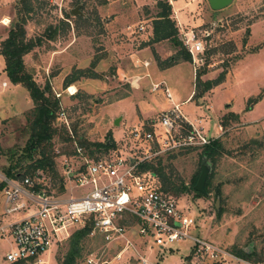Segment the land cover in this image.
<instances>
[{
    "label": "rangeland",
    "instance_id": "rangeland-1",
    "mask_svg": "<svg viewBox=\"0 0 264 264\" xmlns=\"http://www.w3.org/2000/svg\"><path fill=\"white\" fill-rule=\"evenodd\" d=\"M4 1L2 10L10 22L3 21L8 23L7 27L0 20V41L17 16L18 0ZM157 1H32L33 9L26 15V36H41L42 42L24 55L25 67L41 87L48 84L59 98L61 113L55 125L66 130L53 136L54 170L40 171L46 176L44 183L55 192L60 184L55 166L63 174L60 154H71L73 139L104 142L110 137L114 142L111 148L142 157V146L131 149L135 143L128 130L142 123L149 128L151 120L178 104L187 118L203 119L201 124L208 135H217L218 123H226L218 136L223 153L213 163L207 161L208 195L196 196L193 190L171 192L195 217L197 227L192 233L199 232L201 237L233 252L245 249L247 253L264 256V0H233L217 11L210 8L207 0H168L170 18L177 29L181 24L210 32L206 38V64L197 72L203 71L202 81H221L196 98H192L193 94L188 98L193 89L200 90L195 87L191 60H182L178 48L167 41L156 46L149 44L153 19L159 11ZM77 6L80 13L74 15L71 10ZM50 26L58 28L52 39L45 35ZM146 60L151 64L147 62V69ZM165 64L169 65L164 73L159 67ZM145 74L148 76L144 77ZM70 78H75L74 83L65 86ZM150 78L152 82H164L171 100L163 87L150 89ZM32 107L27 89L12 83L7 76L0 53V173L22 157L30 134ZM237 109L246 114L244 119L238 118V112L237 118L229 115ZM116 118L118 124L114 123ZM71 132L72 142L67 139ZM200 152L201 147L180 148L153 155L146 161L156 164L161 160L169 177L166 182L191 185L194 175L201 170ZM22 164L20 172L30 160ZM144 176L151 185L162 189L158 175L148 171ZM82 189L74 188L72 192ZM132 240L136 249L155 264H210L194 253L189 239L164 248L155 245L150 237L142 239L135 234ZM81 246L82 255L76 264H84L87 252L97 251L103 242L99 236L89 235ZM8 248L9 243L0 238V264ZM67 248L68 239L52 245L36 264H59ZM120 248L114 246L105 251L107 264H136L137 255L132 248L115 259Z\"/></svg>",
    "mask_w": 264,
    "mask_h": 264
},
{
    "label": "built area",
    "instance_id": "built-area-1",
    "mask_svg": "<svg viewBox=\"0 0 264 264\" xmlns=\"http://www.w3.org/2000/svg\"><path fill=\"white\" fill-rule=\"evenodd\" d=\"M208 35L206 28L178 26V39L190 55L195 76L197 69L206 64ZM162 87L171 100L164 82L151 83L152 91ZM201 120L190 121L179 105L173 104L151 121L149 128L144 123L132 126L128 130L135 143L131 149L142 146V157L125 154L119 148L90 154L74 143L73 154L61 155L64 185L55 187V192L48 190L44 183L46 176L40 171L16 176L0 173V238L9 243L2 264L40 263L41 256L52 245L67 240L75 230L85 226L91 228L89 235L100 237L103 246L87 252L84 264H107L105 251L114 246L121 247L115 252V259L132 248L137 255L136 264H155L136 249L132 240L135 234L142 239L152 238L160 248L189 239L194 253L210 264H264V260L227 250L197 231V235L193 234L197 227L193 214L173 194L151 185L144 176L148 171L139 169L140 163L153 155L204 146L223 132L219 124V135H208ZM78 187L83 189L73 193Z\"/></svg>",
    "mask_w": 264,
    "mask_h": 264
},
{
    "label": "trees",
    "instance_id": "trees-1",
    "mask_svg": "<svg viewBox=\"0 0 264 264\" xmlns=\"http://www.w3.org/2000/svg\"><path fill=\"white\" fill-rule=\"evenodd\" d=\"M32 1L33 0L16 1L15 6L17 16L13 20H11V24L5 38L0 41V53L2 54L4 59V70L7 76L12 83L20 84L27 89L33 103L31 111L32 118L29 121V137L22 149V157L17 158V161L14 164H10V166L5 169L4 173L8 176L33 174L36 171L43 172V170L45 171L47 168L50 170H54L52 139L54 135H59L62 131L66 132L65 129H58L55 125V121L57 120L58 115L61 113L59 98L54 96L48 84L41 87L33 79L32 74L28 72L25 67V62L23 59L24 55L29 53L35 46L39 45L42 42L41 36H37L36 38H27L26 36V15L33 9ZM156 4L159 8V11L156 13L153 19V35L149 40V44L167 41L173 47L178 48L177 53H179L178 56H180L182 60H190V55L186 52L180 40L178 39V29L176 28L173 20H171L170 18L171 6L169 1L158 0ZM57 29V27L52 28L51 26L47 28L45 30V35L47 36V38L52 39L58 31ZM171 59H173V57H170V60ZM202 73L203 71H199L195 76V87H198L197 89L200 88V90H198V92L195 91L192 98L201 97L204 92L209 90L212 86L217 85L221 81V78L202 81ZM74 81L75 78H70L65 82V86L73 84ZM247 109H250V106ZM229 115L231 117L237 118V114L230 113ZM225 124L226 123H223L222 125ZM72 137V132L70 134H67V139L71 142ZM74 143L82 146L90 154L96 153L97 151L98 153L106 152L114 145V142L110 137L107 138L104 142H89L88 140L76 142L75 139H73V144ZM198 147H201V161L205 159L206 161H211L213 163L214 161H216L217 157H219L223 153L222 141L220 138H215L209 144ZM74 152L75 145H73L71 154H73ZM63 154L64 153H61L60 156ZM25 160H30V164L26 166V169L24 171L20 172L19 169L23 166L22 162H24ZM139 169L142 171H151L152 173L158 175L162 180V189H160L164 192H172L174 194H178L180 192L184 193L188 192L189 190H193L196 196H206L209 193L207 187L208 182L205 186L206 193L203 194L194 190V185L200 171H198V173L194 175L191 185L180 182V184L176 186L172 182L165 181V179H168L169 177L165 175L163 167L161 166L160 159L157 160L156 164L152 163L151 161H144L140 163ZM55 176L60 179L59 186L63 187L64 177L58 173L56 166ZM1 187L2 184H0V190ZM90 230V227L85 226L81 229L75 230L70 235V237L68 238V248L63 258L59 261V264L77 263V260L82 255L81 242L85 237L89 236ZM234 253L247 258H252L253 256L259 258L254 260H264V256L258 255L256 252L247 253L245 249L235 250ZM12 264L24 263L15 262Z\"/></svg>",
    "mask_w": 264,
    "mask_h": 264
},
{
    "label": "water",
    "instance_id": "water-1",
    "mask_svg": "<svg viewBox=\"0 0 264 264\" xmlns=\"http://www.w3.org/2000/svg\"><path fill=\"white\" fill-rule=\"evenodd\" d=\"M207 1H208L210 8L212 10L217 11V10H221V9L229 6L233 0H207ZM71 11L74 15L80 13L78 10V6L73 8ZM118 121H119V118H116L114 120V123L118 124ZM131 161L132 162L134 161L133 158L131 159ZM208 173H209L208 163L205 159H203L201 161L200 173H199L198 178L196 180V183L194 185V190H196L197 192L203 193V194L206 193L205 183H206Z\"/></svg>",
    "mask_w": 264,
    "mask_h": 264
},
{
    "label": "crops",
    "instance_id": "crops-1",
    "mask_svg": "<svg viewBox=\"0 0 264 264\" xmlns=\"http://www.w3.org/2000/svg\"><path fill=\"white\" fill-rule=\"evenodd\" d=\"M14 3H15V0H14ZM5 1L4 0H0V20L2 21V23H5V24H7V25H5V26H7L8 27V23H6V22H3L4 20H7V21H9L10 22V20H8V16H6V13H5V10H2L4 7H5ZM1 17H2V19H1ZM159 42H157V43H153L152 45H155L156 46V44H158ZM148 46H149V44H147ZM145 62H148L147 60L145 61ZM149 63V65H151L150 64V62H148ZM148 65V66H149ZM169 65V64H168ZM168 65H163V66H158L159 67V69H161L162 68V70H164V73L166 72V69H167V67H168ZM148 66H144L145 67V69H147V67ZM150 67V66H149ZM166 68V69H165ZM169 69V68H168ZM194 74V73H193ZM146 75L147 74H145V76L144 77H146ZM148 76V75H147ZM194 77H195V75H194ZM151 83H156V82H152V78H150V85H151ZM6 85V84H5ZM150 89H151V87H150ZM194 93V89L191 91V93L189 94V96H188V98L192 95ZM187 98V99H188ZM237 112L239 113L238 115H239V117H238V115H237V117L238 118H242V119H244V117H245V113L243 114V113H240V110L239 109H237L236 110V112H235V114H237ZM262 117V116H261ZM260 118V117H259ZM259 118H257V119H259ZM190 121H192V122H195L196 121V119L197 118H194V119H190V118H188ZM257 119H255V120H257ZM203 120V119H202ZM201 120V122H203ZM152 121V120H151ZM218 125H219V123H218ZM217 135H219V133L217 134Z\"/></svg>",
    "mask_w": 264,
    "mask_h": 264
},
{
    "label": "bare ground",
    "instance_id": "bare-ground-1",
    "mask_svg": "<svg viewBox=\"0 0 264 264\" xmlns=\"http://www.w3.org/2000/svg\"><path fill=\"white\" fill-rule=\"evenodd\" d=\"M50 252V251H49Z\"/></svg>",
    "mask_w": 264,
    "mask_h": 264
}]
</instances>
